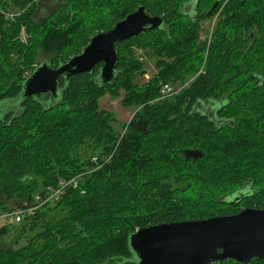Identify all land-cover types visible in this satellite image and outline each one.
I'll return each mask as SVG.
<instances>
[{"label": "trees", "instance_id": "trees-1", "mask_svg": "<svg viewBox=\"0 0 264 264\" xmlns=\"http://www.w3.org/2000/svg\"><path fill=\"white\" fill-rule=\"evenodd\" d=\"M38 1L0 0V211L61 178L81 179L28 215L0 247V264H138L129 238L139 228L264 208V0H66L35 22ZM141 5L164 23L115 44L114 83H101L99 64L61 75L54 103L21 98L41 52L49 64L67 62ZM214 17L203 39L201 22ZM138 51L157 67L143 83ZM164 83L184 87L156 100ZM120 89L122 104L138 108L123 133L99 105ZM186 149L202 156L185 159Z\"/></svg>", "mask_w": 264, "mask_h": 264}, {"label": "water", "instance_id": "water-1", "mask_svg": "<svg viewBox=\"0 0 264 264\" xmlns=\"http://www.w3.org/2000/svg\"><path fill=\"white\" fill-rule=\"evenodd\" d=\"M163 23L162 17L152 16L145 6H139L110 30L91 37L83 51L67 62L39 64L25 80L21 98L34 96L43 102L54 103L61 93V75L69 77L91 72L99 64H103L99 75L101 83H114L119 74L115 44L156 29ZM183 154L185 159H198L202 151L186 149ZM129 242L138 264H212L226 259L248 263L254 257L264 259V208L246 207L232 215L142 227L130 235Z\"/></svg>", "mask_w": 264, "mask_h": 264}, {"label": "rangeland", "instance_id": "rangeland-1", "mask_svg": "<svg viewBox=\"0 0 264 264\" xmlns=\"http://www.w3.org/2000/svg\"><path fill=\"white\" fill-rule=\"evenodd\" d=\"M9 1V0H7ZM66 0H39L38 1V8L37 11L34 14V20L35 22H41L44 19H46L48 17V15L51 14L52 11H54V9L61 3L65 2ZM11 7V6H10ZM9 7V8H10ZM15 11L18 10H12L11 8L8 11V15L9 17H13L12 13H16ZM19 13V12H17ZM216 17L214 18H209L206 20H203L202 23V30H201V37L203 39L209 37L210 32L212 31L213 27H214V23H215ZM23 36H25V33L23 32ZM27 37V36H26ZM138 53L140 54L142 60L145 62V69L147 71V73L144 76L138 77L137 81L139 83H143L145 82L149 77H151L154 73H156L157 71V67L154 63V60L151 57H148V55L146 56L145 54L143 55V53L141 51H138ZM1 54V53H0ZM17 56V55H16ZM16 56H12V61L13 62H17L16 61ZM0 57H4L3 54ZM49 57L44 54L43 52H41L38 57H37V61L42 63V62H48ZM17 66H19V68H17V71H21V66L18 64V62L16 63ZM6 73H11V69L9 67H6ZM1 75V73H0ZM175 89L176 92L174 93V95H172L171 97H168L169 99L177 96L178 94L181 93L182 87H184L183 84H172ZM125 91L123 89L119 90V95L115 96L113 94H111L110 92L105 93L99 101V105L101 109H105L108 112L111 113V115L113 116V120H112V125L115 128L116 131L123 133L124 131H126V124L129 122V120L132 118V116L135 114L136 110H138L137 107H126L122 104L121 100L124 96ZM164 99L163 95L161 93V89H160V96L158 99ZM214 102H205V110H211L212 108L215 107ZM140 108V107H139ZM111 122V120H110ZM167 136V133H166ZM87 154H91V153H87ZM86 155V154H85ZM88 156V155H87ZM22 196H18L16 198H14L13 200L9 201V207L12 208H16L18 206H21L22 203L24 202V199H22ZM1 212V211H0ZM21 223H14V218L6 221L4 219L0 220V247L1 248H8L11 244L14 243V237L19 233V230H17V228L20 226ZM6 225V226H5ZM5 228L7 227V231H3L2 227ZM25 237L20 238V241L18 244H16V246H21L25 243Z\"/></svg>", "mask_w": 264, "mask_h": 264}, {"label": "built area", "instance_id": "built-area-1", "mask_svg": "<svg viewBox=\"0 0 264 264\" xmlns=\"http://www.w3.org/2000/svg\"><path fill=\"white\" fill-rule=\"evenodd\" d=\"M176 92L175 87L171 83H164L161 87L163 98H168ZM92 161L99 165L98 155L92 156ZM81 177L79 175L70 178H61L56 185L48 186L42 193H36L31 201H24L21 206L12 207L0 212V220L6 221L14 218V223H22L28 215L44 208L50 203H55L60 199L65 190L69 187L77 188Z\"/></svg>", "mask_w": 264, "mask_h": 264}, {"label": "flooded vegetation", "instance_id": "flooded-vegetation-1", "mask_svg": "<svg viewBox=\"0 0 264 264\" xmlns=\"http://www.w3.org/2000/svg\"><path fill=\"white\" fill-rule=\"evenodd\" d=\"M53 13V11L51 12V14ZM49 16V15H48Z\"/></svg>", "mask_w": 264, "mask_h": 264}]
</instances>
